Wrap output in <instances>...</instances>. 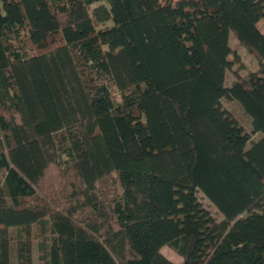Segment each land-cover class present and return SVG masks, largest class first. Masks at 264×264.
<instances>
[{
    "label": "trees",
    "instance_id": "1",
    "mask_svg": "<svg viewBox=\"0 0 264 264\" xmlns=\"http://www.w3.org/2000/svg\"><path fill=\"white\" fill-rule=\"evenodd\" d=\"M263 20L264 0H0V264H34L35 231L39 264H264Z\"/></svg>",
    "mask_w": 264,
    "mask_h": 264
},
{
    "label": "rangeland",
    "instance_id": "2",
    "mask_svg": "<svg viewBox=\"0 0 264 264\" xmlns=\"http://www.w3.org/2000/svg\"><path fill=\"white\" fill-rule=\"evenodd\" d=\"M259 30L264 34V20L261 21L258 25ZM231 47H234L237 45V41L232 40L231 41ZM239 54L242 58L243 63L248 67V68H253L254 65H256V59L252 56H248L246 53V50L243 48L239 49ZM231 77L229 76L227 81L228 83L231 82ZM232 106V107H231ZM231 106H227V108L229 107L234 114L236 115V118L239 119V121L241 122V124L243 125H247L248 120L247 118L244 117L242 111L240 110V108L238 107V105H231ZM262 137L261 134H259L256 139H260ZM199 200L200 202L203 204V206L218 220L223 219L222 215L219 213V211L210 203V201H208V199L202 194L199 193L198 194ZM38 232L35 231L34 235L32 237V241H33V248H32V258H33V263L34 264H39L40 261V254H39V244L42 241L41 236L37 235ZM44 239V238H43ZM17 246V243L15 244V247ZM163 255L169 259L170 261H172L175 264H181L182 263V258L171 248L169 247H165L162 251Z\"/></svg>",
    "mask_w": 264,
    "mask_h": 264
}]
</instances>
